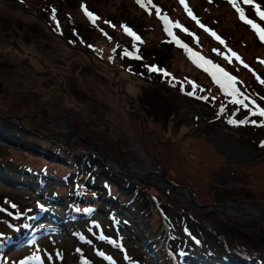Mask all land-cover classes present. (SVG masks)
<instances>
[{"label":"rangeland","instance_id":"374dc122","mask_svg":"<svg viewBox=\"0 0 264 264\" xmlns=\"http://www.w3.org/2000/svg\"><path fill=\"white\" fill-rule=\"evenodd\" d=\"M92 2L116 9L124 18L133 17L142 25L139 29L145 27L147 38L138 33L139 29H132L141 38L135 40L122 27L123 20L113 22L98 17L93 23L84 11L83 0H73V7L66 0L56 2L61 8L58 17L54 10L42 11L31 1L26 12L18 0H0V113L24 116L27 128H40L61 138L72 137V148L82 152L87 148L73 137L75 133L88 137V143L103 151L111 150L115 156L119 149L124 159L139 162L143 169L147 166L142 159L148 156L150 167L159 161L158 168L164 176L172 173V178L200 189L198 199L213 194L215 201L220 202L264 204V127L251 122H229L260 121L264 117L251 115L249 108L230 103L233 97L225 91L216 97L204 88V79L214 80L210 71L189 67L185 60L186 56L190 58L188 50L169 35L163 20L162 23L150 16L157 8L159 17L169 16L153 1L147 6L140 4V11L132 8L131 0ZM188 2L200 14L202 24L231 37L256 67L264 69V63L255 58L257 54L264 58V42L251 25L240 19L229 0ZM256 2L264 8V0ZM239 6L249 18L264 26L252 5L240 0ZM209 7L211 12L204 9ZM70 16L74 22L90 25V42L78 34L73 39L65 37ZM172 31L177 32L175 37L188 35L178 27ZM91 37L110 46L116 43L121 51L110 47L102 52L92 44ZM166 43L173 47L164 58L165 65L159 66L152 59L156 54L163 57L159 50ZM125 50L130 53L126 57L139 55L146 65L170 73L171 80L176 77L183 81L182 87L178 90L170 82L151 80L135 72L123 62ZM205 67L211 69L210 65ZM260 80L255 75L253 86L257 94L264 93ZM188 81L199 85L193 96L186 94L194 90ZM201 96L207 99H199ZM250 99L245 103L251 108ZM64 115L69 119H64ZM57 118H61L64 127L57 126ZM7 122L15 127L18 121ZM18 124L16 130L34 142H25L10 125L0 124V264H264V237L259 233L243 231L213 210L196 209L167 188L132 183L138 186L128 190L124 185L131 182L119 176L120 188L131 196L128 203L158 217L154 224H159L157 231L164 239L161 248L141 231L137 218L127 208L118 206L119 213L110 216L107 201L94 204L109 190V185L97 178L101 172H92L86 180L90 190L81 188L75 183L81 169L66 174L74 162L63 164L48 152L55 148L59 154L67 155L70 147L36 132H23L19 128L25 127ZM161 136L168 143L161 142ZM42 147L48 155L38 153ZM79 162L75 160V164ZM25 168L44 174H32L22 170ZM98 169L107 168L100 165ZM54 175L65 176L71 184L72 194L67 200L54 195L56 190L63 193L67 189L53 185ZM192 175L207 178L209 186L205 189L201 182H194ZM93 191L96 197L81 203L82 196ZM123 216L129 217L133 230H129ZM240 224L264 234L260 218L241 220ZM175 229L181 236L172 237ZM196 245L206 250L210 261ZM37 256L41 259H35Z\"/></svg>","mask_w":264,"mask_h":264},{"label":"trees","instance_id":"16d2710c","mask_svg":"<svg viewBox=\"0 0 264 264\" xmlns=\"http://www.w3.org/2000/svg\"><path fill=\"white\" fill-rule=\"evenodd\" d=\"M29 1L34 3V5H38L42 9V11L54 10L55 17H58V15H59L58 13L61 10L60 4L58 5L56 3L58 1L60 2V0H22V2H24L25 4H28ZM66 1L69 2L70 5L73 7V5H74L73 0H66ZM152 1L155 4H157L158 6H160L164 11L168 12V15H169L168 17L170 18L171 21L178 22L179 24L183 25L185 28L188 29V35H184V36L179 37L180 40L183 41L184 44H186L189 48H193V49L197 50L201 55H203L206 58L208 57L210 61H213L215 64L222 66L228 72H230L234 76H236L238 78V82H237L236 86L247 97L254 99L257 102V104H259L261 107H264V93L262 92L261 94H257L256 93L257 88L253 86V80L255 78V75H257V77L259 79H263L264 69H260L257 66L260 70L259 71L258 68L255 66L256 64H254V62L251 59H249L246 56V54L240 50L239 47H237V45L234 43V41L231 37H228L224 34H221L219 31H217L216 27H212V31H214L219 37H221L225 41V43L222 44V43H220V41L218 39H216V37H214L208 31H206L205 28H201L199 26V24H197V22L195 20H193L192 18L189 20H187V19L185 20L184 16H187V15L189 16V14H188V10L185 8V5L181 3V0L178 2H176L177 0L176 1L175 0H152ZM83 3L85 5V7L87 8V10L89 12L93 13L96 17H103V18H106V19L111 20L113 22H118L119 20H123L125 25H127L129 28L134 29V30L139 29L138 27L142 26V25L139 26L138 23L135 21L136 19H133V17H131V16H128V18H126V17L124 18L123 13H119L116 9H114L112 11L111 9L105 7V5L97 6L94 2H92V0H83ZM107 3H109V2H106V4ZM185 3L187 4L188 8L191 9L192 13H194V15L200 21L201 16L199 13L193 11V5L190 4L188 2V0H185ZM130 5L132 6V8L135 11L143 10L141 5L137 3V0H131ZM178 5H179V7H178ZM125 6H126V4L124 3V7ZM65 9H67V8H65ZM204 9H208L211 12V7L204 8ZM42 11H39V12H42ZM36 12L39 13L38 10ZM149 14H150V16H152L154 18H158V20L160 22H162L161 17H159L157 15L156 11L150 12ZM44 19L48 23L51 24V21L48 18L46 19V17H45ZM71 19L72 18L70 16L68 21L65 24L66 25V30L64 31L65 37L67 39H73V38H76V35L78 34L82 38H87V40L90 42V40L88 38L89 35H87V34H92L91 31H93V29L90 27V25L88 23H85V22L83 25H81V21L74 22ZM144 28L145 27H143L142 29H139L138 33L141 36H144L147 38L148 32H146L144 30ZM146 28H148V27H146ZM206 28H208V27L206 26ZM175 33L177 34V32H175ZM190 33H194L195 36L190 35ZM95 38L96 37H94V38L91 37V42H92V44H94V46L100 47L102 52L108 51L110 47H112V49H115L116 52L121 51V46H119L118 44L114 43L113 46H110L105 41H100L98 39L96 40V42L93 41V39H95ZM197 38H198V42H197ZM241 41H243L245 43V45L246 44L248 45V43L245 42L244 40H241ZM163 46L164 47L159 50L160 54H162L163 57H160L159 55L156 54L153 56V59H152V62L157 63L159 66L165 65L164 58L167 55L168 51L170 49H172V47H173L169 43L163 44ZM216 49L219 50L220 54H218L217 51H214ZM228 49H231L232 51L238 53L239 56L242 58L243 63H241L240 60H236L234 57L232 58L231 63L227 59H225L223 54L228 53ZM228 55H231V54L228 53ZM255 55L256 54H254L253 56L255 57ZM186 57L188 60L186 58H185V60L189 63V67L194 66L195 67L194 69H199V66L193 61V59L191 57L190 58L188 56H186ZM257 57H258V60L264 61V58H262L260 55L257 54L255 58H257ZM112 60L114 61V59H112ZM123 62L126 65H128L129 67H131L135 72L142 74L144 76H147L151 80L159 79L160 81L170 82L178 90L182 87L181 86L182 84L180 83L181 81L178 80L176 77H175V80H171V78L169 76L166 77V76H162V75L158 74L157 72L149 71V69L146 67L145 60L143 58L142 59H136L135 57H126V56L124 57L123 56ZM245 64L248 65V67H245L244 66ZM206 72H208V71H206ZM210 74H211V72H210ZM186 75H189L188 72H186ZM188 77H190V76H188ZM203 86H204V88L210 90L212 95H214L216 97L221 96V94L224 93V91H225L222 87H219V84L215 80H211L209 78L204 79ZM222 98L223 97H219L220 100H222ZM230 103H231V101H230ZM0 124H3L4 126H7V125L11 126L12 125L11 122H7V120L1 119V118H0ZM15 124H16L15 127L11 126L12 130L15 132V134L17 136H19L20 139H23L25 142L33 143L34 140L32 139V137H30L29 135H25V134L22 135V133H20L19 130H16L17 125H19L18 122H16ZM139 126H138V129H139ZM19 129L23 132L26 131V132L30 133L29 131L25 130L23 127L19 128ZM159 138H160L161 142L168 143V141L167 142L165 141L166 139L164 136H161ZM61 148H62V146H61ZM43 150L44 149L42 147L38 153L46 154L43 152ZM48 150H49L48 152L51 154L53 159L56 161L62 162L63 164H66V165L70 164V160H72V162H74V165H72L73 168L69 169V172H67L66 174L72 173V171L77 173V170L81 169L80 176L75 177V179H76L75 183L79 184L81 186V188H83V189L84 188L89 189L87 184H86V180H88V177L90 176V174L92 172H95L96 174H99L101 172L100 173L101 177L97 176V178H100L107 186L109 185V190L107 192H103V194L100 195V197H97V200L94 202V204L98 205L100 202H104V200L107 201L108 202L107 204H109V207H110L109 208L110 210L108 212L110 216H113V215L116 216L119 213L118 206H123L124 208H127V210L132 212L135 215V217L137 218L135 222L139 226L141 231L149 239L156 242L159 246H161V248H163L164 239L161 237V235L157 231V226L159 224L158 225L154 224L155 222H157L158 217L157 216H151V212H144L143 210L139 209L135 205L128 203L130 201L131 196H127V194L123 192V189L120 188L121 182L118 180V177L120 175L113 173L109 169H106V171H101L100 169H98V166L100 167V165H103V164L102 163L101 164L92 163L87 159V157L85 155L81 156V155L75 154L74 152H69L68 150L66 151L67 155H61V154H59V152H56L57 149H55V148H51ZM46 155H48V154H46ZM66 157H68L69 159H67ZM75 160L81 161V162H79L77 165V164H75ZM166 160H167V157H166ZM181 168H182L181 170H185L186 172H188V170L184 169L182 166H181ZM0 170L2 171L1 167H0ZM22 170L29 172V173H32V174H36V175L44 174L40 171L26 169V168L22 169ZM175 173L178 174L177 171ZM170 174L172 175V173H170ZM170 174H168V176H167L168 178H170V179H172V180H174L180 184H184V185L190 187L193 190V194L195 196H198L197 192H199L200 189H198V188L196 189V188L192 187V185L190 186L189 184H187L184 181L180 182L179 180L172 178ZM53 178H54V180H53L54 186L58 185V186H61L62 188H67L65 190L66 192H63V193L56 190L54 192V195L60 197L63 200H67L68 196L70 198V196L72 194V188H71V184L66 179V177L54 175ZM192 178H193L194 182L195 181L201 182L203 184L201 186L204 187L205 189H206V187L209 186V181L207 178L199 177L196 175H194V176L192 175ZM127 186H128V188H127ZM135 186L137 187L138 185H134L132 183L126 182V185H124V188L131 190V188L135 187ZM67 194H69V195H67ZM95 197L96 196L94 195V191L91 193H89V192L85 193V196L84 197L82 196L83 201H81V203L84 204L86 200L94 199ZM200 199L204 203H210V202L215 201V197L213 194H208V195H206V197L204 199L203 198H200ZM110 203H113V204H110ZM148 203L150 204L149 201H148ZM121 216H122V214H121ZM126 216H128V215H126ZM128 218L129 217L123 216L124 222L128 223V220H130ZM151 220H153V222ZM127 225H128L129 230H133L131 228V226L129 225V223ZM172 235H173L172 237H177L178 235L181 236V234L176 229ZM183 236L188 237V235H183ZM196 248L199 251L203 252L202 254H204V258H207L208 261L211 260V258L209 256H207L206 250H201L200 247H198V246Z\"/></svg>","mask_w":264,"mask_h":264},{"label":"water","instance_id":"95a60500","mask_svg":"<svg viewBox=\"0 0 264 264\" xmlns=\"http://www.w3.org/2000/svg\"><path fill=\"white\" fill-rule=\"evenodd\" d=\"M68 43V41H67ZM69 44V43H68ZM2 88V82L0 81V90ZM39 114H41L40 111H38ZM30 116V115H27ZM25 116V117H27ZM0 118L4 120H11L14 119L21 123L22 126L25 127L29 132H36L38 134H42L46 136L47 138L51 140L58 141L62 144H65L66 146L70 147V150L74 152L75 154L81 155V154H89L91 157L95 158L96 160H101L102 164L112 171L113 173H116L120 175L121 177L129 180L131 183L135 184H152L155 187H162L172 190L177 196L181 197L182 199L190 202L194 208L196 209H204V210H213L216 213H220L225 218L229 219L231 222H233L239 229L246 231V232H252L255 231L262 235L264 237V234L260 232L258 229L254 228H242L240 221L241 220H247L250 218H260L262 222L264 223V204H252L250 202L246 201H238V202H220V201H213L210 203H204L200 199H198L194 194L193 190L184 185L180 184L166 176L163 175V172L158 168L159 167V161H156L155 165L151 166L150 170H145L144 173H141L140 171H131L127 170L125 167V163L130 161L129 159H124L122 153L119 149L117 150L118 156H115L112 154L111 150H105L104 153L101 154L100 150L98 149V145L92 144V146L96 147V150H93L90 147L91 143H88L85 139L88 138L80 133H75L73 137H76L77 139H80L81 141L85 142L87 145V149L85 151H79L71 146V138H61L59 134H50L45 132L43 129L40 128H27L24 124V116L21 115H2L0 113ZM64 119H69L67 116H63ZM56 121V119H55ZM98 142L101 146H105L103 144V141L99 138ZM110 157H113L116 162L119 164H112L114 161L110 159ZM112 160V161H111ZM112 162V163H111ZM124 168V169H123Z\"/></svg>","mask_w":264,"mask_h":264},{"label":"snow or ice","instance_id":"6c2138e0","mask_svg":"<svg viewBox=\"0 0 264 264\" xmlns=\"http://www.w3.org/2000/svg\"><path fill=\"white\" fill-rule=\"evenodd\" d=\"M229 2L233 5V7L236 8L238 13L240 14V19L244 20L245 23L251 25L252 28L257 32L260 40L262 42H264V26L257 24L256 21H254L253 19L249 18L246 15L243 8H241L239 6L240 0H229ZM242 2H243V4H246V5H252L255 9L256 15L259 16L261 20H264V8H262L260 3H257L256 0H242ZM137 3L141 4L142 6H147V5L152 3V0H137ZM181 3L185 5V8L188 10L189 16H191L192 19L195 20L201 28H205V30L208 31L214 37H216V39H218L220 41V43H222V44L225 43V41L221 37H219L214 31L206 28V26L204 24L200 23L199 19L194 15V13H192L191 9L188 8L187 4L185 3V0H181ZM84 11H85L86 15H88L89 18L92 20V22L95 23L96 20L98 19V17H96L93 13L89 12L86 7L84 8ZM157 15H160V9H158V8H157ZM161 19L165 22L166 31H168L169 35L173 36L175 38L176 42L181 47H184L188 50L190 57L193 59V61L195 63H197V65L199 67H204L206 71H210L213 79L225 90V92L228 95H231L233 97L231 103L241 105L245 108H249L251 115L264 117V107H261L259 104H257V102L254 99H250L249 97H246L245 94L236 86L237 82H238V78L236 76H234L232 73L228 72L222 66L215 64L213 61H210L208 58L201 56L199 53H197L193 49L189 48L186 44L183 43V41L179 40V37H175V33L172 31L173 28L178 27V28H181L183 31L188 32L187 28H184V26L179 24L178 22L171 21L170 18L167 17L166 15L161 16ZM105 23H110V22L106 21ZM112 26L115 27V25H112ZM122 27L124 28L125 32L127 34H129L130 36L134 37L135 40H137V41L141 40V38L127 25H122ZM105 35H107V33H105ZM190 35L195 36L194 33H190ZM109 39H111V37H109ZM197 42H198V38H197ZM89 47H91V45ZM113 51H115V49H113ZM214 51H217V53L220 54L218 49H216ZM228 53H230L231 55H228ZM228 53H224L223 55H224L225 59H227L230 63L232 62L233 57L236 60H240V62L243 63V60L239 56L238 53L232 51L231 49H228ZM123 55L128 56V55H130V53L127 50H125L123 52ZM135 58L136 59H142V57H140L139 55H136ZM261 62L264 63V61H261ZM206 65H210L211 69H209L208 67H205ZM244 66L248 67V65H246V64ZM146 67L149 69V71L162 72L166 77L171 76L170 73H168L164 69H160L158 66L146 65ZM172 79L175 80V77H172ZM180 83L182 84L183 81H181ZM188 83L193 86L194 90L188 91L186 94L189 96H193L196 94L195 89L199 88V85H197L194 81H188ZM260 83L264 84V79H261ZM199 99H207V97L201 96V97H199ZM246 99H250V103L253 107L250 108L249 104L245 103ZM237 110H239V109H237ZM229 122L230 123H238V124H244L247 122H251L254 125L259 124V126L264 127V119H262L260 121H257V120H251V121H248V120H239V121L230 120ZM13 207H15V205H13ZM35 259L39 260L41 258L39 256H37V257H35Z\"/></svg>","mask_w":264,"mask_h":264},{"label":"bare ground","instance_id":"6f19581e","mask_svg":"<svg viewBox=\"0 0 264 264\" xmlns=\"http://www.w3.org/2000/svg\"><path fill=\"white\" fill-rule=\"evenodd\" d=\"M57 126H59L60 128L61 127H64V124H63V122H61V121H59L58 122V124H57ZM92 147V146H91ZM97 147V146H96ZM98 149L100 150V152H101V154H103L104 152H103V150L101 149V147H98ZM139 149V148H138ZM149 155V154H148ZM151 156V155H150ZM148 156H145L144 157V159H142V161H143V163H144V165H146L147 167H145L144 166V169L142 168V167H140L139 166V162H137V161H135V160H131V161H128V162H126L124 165H125V167H126V169L127 170H133V171H140L141 173H144L145 172V170H150L151 169V167H150V165H149V163H150V161H149V159L147 158ZM110 159H112L114 162L112 163V164H119L118 162H116V160L113 158V157H110ZM111 160V161H112ZM141 161V162H142ZM114 164V165H115ZM179 197V196H178Z\"/></svg>","mask_w":264,"mask_h":264},{"label":"flooded vegetation","instance_id":"af4514ba","mask_svg":"<svg viewBox=\"0 0 264 264\" xmlns=\"http://www.w3.org/2000/svg\"><path fill=\"white\" fill-rule=\"evenodd\" d=\"M18 1H20L22 4H23V6H25V11L27 12V10H28V8H27V4H25L24 2H22V0H18ZM44 21V20H43ZM42 114V113H41ZM63 117V116H62ZM55 120V119H54ZM57 121L59 122V121H61V118L58 120V118H57ZM68 124H69V122H68ZM93 125H95L96 126V124H93ZM85 143V142H84ZM92 146V144H90V147ZM85 148H87V145H86V143H85ZM93 150H96V147H94V146H92L91 147ZM86 150V149H85ZM69 152H72V151H69ZM83 155H85L86 157H87V159L90 161V162H92V163H96V164H101V163H97V162H95L96 161V159L95 158H93V157H91V155H89V154H81V156H83ZM95 159V161H93Z\"/></svg>","mask_w":264,"mask_h":264}]
</instances>
